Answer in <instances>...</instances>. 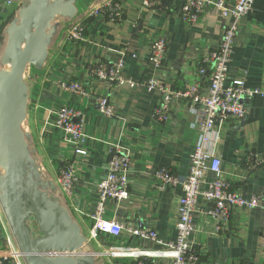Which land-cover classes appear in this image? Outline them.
<instances>
[{
    "label": "crops",
    "instance_id": "crops-1",
    "mask_svg": "<svg viewBox=\"0 0 264 264\" xmlns=\"http://www.w3.org/2000/svg\"><path fill=\"white\" fill-rule=\"evenodd\" d=\"M7 1L0 0V20L8 8L12 10L10 21L19 20L25 2L13 0L12 5H6ZM182 2L78 0L73 19L58 16L48 26L46 61L27 84L26 119L21 130L34 162L30 167L39 182H52L56 187L55 192L48 191L49 197L58 199L85 238V245L97 253L93 264L170 262L167 256L108 254L114 247L152 252L161 247L126 233L117 238L94 236L89 216L98 200L97 186L110 168L111 150L121 146L129 158L128 198L121 203L108 201L106 217L125 227L141 225L154 231L163 244L175 239L181 182L189 172L198 137L200 106L190 100H174L162 120L157 114L160 92H148L143 86L151 79L173 90L198 85L200 94L205 95L212 67L210 54L219 47L224 29L223 19L212 8H204L197 23H185L180 17ZM76 23L85 26L84 40L68 41L67 31ZM157 38L167 42V51L161 67L153 69L148 64L149 44ZM121 59L120 74L131 84L116 86L94 77L96 70H112ZM201 69L206 71L202 77ZM228 77L245 82L256 94L242 100L245 116L241 120L217 123L213 149L220 160L222 179L244 198L257 197L259 207L233 208L224 219H218L211 215L212 204L200 198L193 219L191 254L197 259L195 264H264V0H255L240 20ZM68 83L81 85L87 96L65 91L61 85ZM100 97L107 98L111 116L99 113ZM65 108L83 118L85 156L75 155L53 126L56 114ZM69 167L76 180L67 193L60 175ZM161 169L177 184L161 185L155 179ZM212 178L205 175L207 181ZM12 252L19 249L0 206V254ZM19 262L25 264L23 258Z\"/></svg>",
    "mask_w": 264,
    "mask_h": 264
},
{
    "label": "built area",
    "instance_id": "built-area-1",
    "mask_svg": "<svg viewBox=\"0 0 264 264\" xmlns=\"http://www.w3.org/2000/svg\"><path fill=\"white\" fill-rule=\"evenodd\" d=\"M25 2V0H15ZM255 0H234L232 4L223 1L210 0H183L180 8L181 19L188 24L198 22L199 15L204 8L215 9L224 21V29L219 47L210 54L212 62L211 71L208 75V92L200 94L198 85H192L183 90H173L164 83L151 79L144 84L148 92L157 90L161 95V103L157 114L162 120L174 100H190L200 106L198 121V137L194 151L190 157L189 172L181 182V196L179 199V213L175 223L176 236L173 242L163 244L154 231L147 230L141 225L125 227L114 219L106 217V205L108 201L121 203L128 198L127 166L128 152L124 147L116 146L111 151L110 168L105 177L98 184V200L94 210L89 216L92 224V234H101L113 238L126 233L131 238L148 240L157 244L161 249L143 251L138 248L114 247L108 254L112 256L139 254L143 256H167L168 264H195L196 258L191 254V236L193 233V219L197 203L203 198L212 204L211 215L218 219H224L233 208L254 209L259 207V199L251 197L244 198L242 195L231 190L229 184L221 177L220 160L216 156L213 145L218 138L217 123H224L229 118L241 120L245 116L242 100L253 97L255 90L249 88L241 80L229 79V63L233 52L240 20L252 9ZM13 0L6 2L12 5ZM146 5H149L147 2ZM85 26L82 23L74 24L67 31L68 41H83ZM167 42L157 38L149 44L148 64L153 69H159L165 59ZM124 66L122 59L117 62L112 70H96V79L108 80L116 86L131 84L130 80L121 76L120 71ZM201 77L206 71H199ZM65 91L86 97L84 88L77 83L62 84ZM99 113L111 116L112 109L106 97L97 100ZM53 126L62 134L64 141L73 147V153L85 156L86 151L82 148L84 141L83 118L77 111L61 109L56 114ZM211 174V180H205V175ZM155 179L163 186L175 185L177 180L165 169L155 173ZM76 176L72 167L61 171L60 181L62 188L69 193ZM264 231V219L262 223ZM22 257L18 252L8 255L0 254V264H22ZM15 264V263H14Z\"/></svg>",
    "mask_w": 264,
    "mask_h": 264
},
{
    "label": "water",
    "instance_id": "water-1",
    "mask_svg": "<svg viewBox=\"0 0 264 264\" xmlns=\"http://www.w3.org/2000/svg\"><path fill=\"white\" fill-rule=\"evenodd\" d=\"M78 0H29L19 20L5 30L0 58V206L25 264H93L77 225L55 197L52 182H39L21 126L26 119L27 67L41 70L47 58L48 26L56 17L73 19Z\"/></svg>",
    "mask_w": 264,
    "mask_h": 264
},
{
    "label": "rangeland",
    "instance_id": "rangeland-1",
    "mask_svg": "<svg viewBox=\"0 0 264 264\" xmlns=\"http://www.w3.org/2000/svg\"><path fill=\"white\" fill-rule=\"evenodd\" d=\"M29 4V0H25V5H28ZM12 17V10L10 8H8L6 10V12L4 11V16L2 17V19L0 20V58L3 54V51H4V47H5V27L6 25L10 24L9 22L10 19ZM13 21V20H12ZM9 71V67H5L1 64L0 62V71ZM36 71L35 69H33L32 67H27L26 71H25V74H24V81L27 83V84H31V78L33 75H36L35 74Z\"/></svg>",
    "mask_w": 264,
    "mask_h": 264
},
{
    "label": "bare ground",
    "instance_id": "bare-ground-1",
    "mask_svg": "<svg viewBox=\"0 0 264 264\" xmlns=\"http://www.w3.org/2000/svg\"><path fill=\"white\" fill-rule=\"evenodd\" d=\"M5 67H9V66H5ZM9 69H10V67H9Z\"/></svg>",
    "mask_w": 264,
    "mask_h": 264
}]
</instances>
